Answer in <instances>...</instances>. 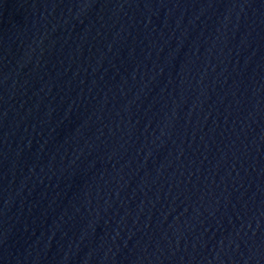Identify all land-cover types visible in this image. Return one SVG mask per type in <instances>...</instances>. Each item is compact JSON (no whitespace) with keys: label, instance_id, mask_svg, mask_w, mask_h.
I'll return each instance as SVG.
<instances>
[{"label":"water","instance_id":"obj_1","mask_svg":"<svg viewBox=\"0 0 264 264\" xmlns=\"http://www.w3.org/2000/svg\"><path fill=\"white\" fill-rule=\"evenodd\" d=\"M0 264H264V0H0Z\"/></svg>","mask_w":264,"mask_h":264}]
</instances>
